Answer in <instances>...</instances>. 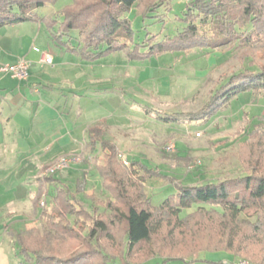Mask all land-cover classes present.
<instances>
[{
  "label": "trees",
  "instance_id": "obj_1",
  "mask_svg": "<svg viewBox=\"0 0 264 264\" xmlns=\"http://www.w3.org/2000/svg\"><path fill=\"white\" fill-rule=\"evenodd\" d=\"M54 1L0 0V27L24 21L40 22L57 46L88 61L118 50L131 58H141L167 51L188 52L197 47L213 50L225 46L240 50L243 58L248 48L264 46V0H188L183 30L146 53L138 52L140 45L135 42L125 13L136 6L138 14L146 15L169 0H70L52 16L37 15V8ZM255 63V68L249 66L226 77L199 113L162 112L156 117L167 121L182 114L186 120L209 121L237 94L250 92L255 97L263 96L264 62ZM253 125L254 131L259 128L263 134L257 135L255 151L249 160L247 156L244 158L243 175L203 184H178L177 192L154 209L141 181L133 179L122 165L117 145L104 138V128L92 126L87 130L86 144L89 152L94 153L105 192L101 207L96 204H91L90 209L84 207L68 188L62 187L50 198L49 211L45 203L41 208L40 215L46 216L48 225L44 231L34 227L25 233L12 231L10 235L21 253L27 258L32 255L35 264H169L173 261L234 264L235 252L246 249L247 245L238 237L244 234L251 243L253 232L264 231V120ZM130 163L146 174L140 162ZM47 178L52 179V174ZM83 185V181L77 180L76 191L84 190ZM143 196L145 202H139L138 198ZM39 200L38 196L36 203ZM208 204L221 205L222 213L210 212L205 208ZM192 206H197L194 214L184 212ZM242 216H253L255 220L245 222ZM206 223H211L209 229ZM118 224L123 227V234L116 240ZM217 227L229 236L225 245L196 247L194 251L187 248L183 256L171 255L174 250L183 252L180 247L183 240L198 234L200 228L210 233ZM247 228L252 229L251 234L246 233ZM160 229L161 232L166 229L163 236L168 246L145 251L143 259L128 260L157 237ZM112 250L116 256L109 253ZM208 251H227L230 256L225 262L199 258Z\"/></svg>",
  "mask_w": 264,
  "mask_h": 264
},
{
  "label": "rangeland",
  "instance_id": "obj_2",
  "mask_svg": "<svg viewBox=\"0 0 264 264\" xmlns=\"http://www.w3.org/2000/svg\"><path fill=\"white\" fill-rule=\"evenodd\" d=\"M68 3L70 0H55L37 8L35 12L38 16H52ZM187 4L188 0H169L168 4L158 5L146 15L138 14L136 6L127 10L125 17L134 33L135 42L140 45L138 52L146 53L180 33L186 26ZM248 49V54L243 58V52L228 46L213 50L197 47L188 52L167 51L141 58H131L125 51L118 50L92 61L81 60L77 53L67 51L73 53L72 57L65 54L67 62L72 58L73 65L77 59L82 64L79 86L64 88V94L68 97L66 109L77 106L78 103L73 100L76 99L73 92H76L80 95L81 114L102 115L103 125L109 127L104 138L115 142L122 165L133 179L141 181L143 192L150 198L153 205L150 207L154 209L167 196L177 192L178 184H203L243 175L244 158L247 156L249 160V155L255 151L257 135L263 134L260 132L262 129L254 131L253 124L263 121L264 114L261 115L262 108L256 104V97L252 93L237 94L227 107L209 121L186 120L182 114L165 121L157 118L156 114L199 113L209 102L214 89L226 77L249 66L255 68L257 65L254 62H264V46L254 45ZM153 108L160 110L159 113ZM93 161L91 158V161L82 163L80 169L87 170L84 175L67 167L53 173L52 179L45 182L47 191L41 184L45 195L41 199L47 211L51 206V194L54 195L62 187L68 188L76 199L84 203H81L84 207L90 209L91 204L101 207L105 192ZM131 161L140 162L148 176L138 166L133 168ZM77 180L84 182V190L76 191ZM37 186L35 181L30 183L33 190ZM24 197L23 202L29 204L27 193ZM145 199L144 196L138 198L139 202H145ZM43 206L38 202L36 210ZM196 207L192 206L184 212L194 214ZM205 208L210 212L223 211L218 204H208ZM32 217L34 214L29 218ZM242 219L253 222L255 217L242 216ZM47 226L46 216L40 215L22 224L20 231L25 233L34 227L44 231ZM206 226L209 229L211 223H206ZM116 230L118 240L123 234V227L119 225ZM165 230L161 232L160 229L157 237L144 244L128 260L143 259L145 251L161 247L163 250V246H168L163 236ZM220 230L221 227H217V230L209 233L205 232V228H200L198 234L183 240L180 246L183 252L174 250L171 255L183 256L187 248L194 251L196 247L208 249L225 245L229 236ZM251 230L247 228L246 233L251 234ZM12 231H19L17 225L9 214L0 212V264H35L31 254L27 258L21 253L18 243L10 235ZM263 232H253L251 243L244 234L238 237L247 245L246 249L235 252L232 258L234 264H264ZM109 253L117 255L114 250ZM228 256L227 251H208L201 253L199 258L209 262H225ZM169 264L188 263L173 261Z\"/></svg>",
  "mask_w": 264,
  "mask_h": 264
},
{
  "label": "crops",
  "instance_id": "obj_3",
  "mask_svg": "<svg viewBox=\"0 0 264 264\" xmlns=\"http://www.w3.org/2000/svg\"><path fill=\"white\" fill-rule=\"evenodd\" d=\"M42 25L24 21L0 27V66L19 58L30 62L23 80L0 71V212L11 216L19 230L15 232H22V224L40 216L36 198L39 196L41 201L45 196V182L50 176L45 168L61 156L78 153L81 161L70 164L69 169L84 175L87 170L80 169L82 163L91 158L95 162L86 144L88 128L100 126L104 135L109 129L103 125L102 115L81 114L80 95L76 92L73 100L77 106L66 109L64 88L79 86L82 58H75L74 65L72 58L67 62L65 54L73 53L57 46ZM45 53L51 54V63L42 60ZM255 99L264 114V95ZM34 181L36 190L30 187ZM26 193L29 204L23 202Z\"/></svg>",
  "mask_w": 264,
  "mask_h": 264
},
{
  "label": "built area",
  "instance_id": "obj_4",
  "mask_svg": "<svg viewBox=\"0 0 264 264\" xmlns=\"http://www.w3.org/2000/svg\"><path fill=\"white\" fill-rule=\"evenodd\" d=\"M42 60L46 63H51L52 61L51 54L45 53L43 55ZM29 66H30V62L28 60L24 58H19L14 63L1 65L0 71L7 72L12 77L17 78L19 80H23L26 79L28 76ZM80 161H81V155L78 153L61 156L45 168V173L51 175L56 171L69 167L70 164L72 163H79ZM40 204H44V202H42L41 200ZM239 264H248V263L240 262Z\"/></svg>",
  "mask_w": 264,
  "mask_h": 264
}]
</instances>
